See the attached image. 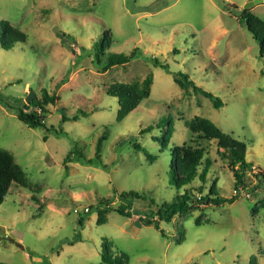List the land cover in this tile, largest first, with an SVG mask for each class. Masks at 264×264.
<instances>
[{
  "label": "rangeland",
  "instance_id": "obj_1",
  "mask_svg": "<svg viewBox=\"0 0 264 264\" xmlns=\"http://www.w3.org/2000/svg\"><path fill=\"white\" fill-rule=\"evenodd\" d=\"M230 2L236 7L224 0H0V20L27 35L0 47V148L29 182L11 184L0 201V262L104 264L107 251L127 254V264H264V183L252 190L264 167V55L240 22L246 0ZM251 12L264 22V4ZM97 49L136 54L102 72ZM179 72L223 105L186 94L173 81ZM148 74L149 98L117 121V99L106 87ZM30 92L41 102L43 92L58 98L44 102L43 126H27L2 102H25ZM195 116L245 144L253 165L245 182L253 184L235 191L215 141L202 140L210 161L204 192L215 180L220 196L236 197L166 222L158 207L184 189L172 184L171 147L198 145L185 126ZM162 117L173 127L165 148L156 127ZM147 126L153 129L140 133ZM201 184L187 186L193 198ZM128 191L137 197L120 196ZM105 207L113 210L98 224ZM138 213L153 214V223Z\"/></svg>",
  "mask_w": 264,
  "mask_h": 264
},
{
  "label": "trees",
  "instance_id": "obj_2",
  "mask_svg": "<svg viewBox=\"0 0 264 264\" xmlns=\"http://www.w3.org/2000/svg\"><path fill=\"white\" fill-rule=\"evenodd\" d=\"M240 22L244 23L248 31L252 33L254 38L258 41L260 55H264V22L259 19L256 15L251 12V9H241L240 13ZM110 31L106 30L105 40L110 42L109 39ZM27 40V35L21 29L12 26L7 20H0V47L2 49L8 50L15 43L25 42ZM135 52H131L128 55L125 54H115L108 53L104 55L100 49H97L94 54V62L99 67V70L102 72L107 71L110 67L114 65H124L128 63L132 58L135 57ZM173 81L181 89L184 90L186 94H195L203 95L206 97L212 104L214 108H219L223 105L222 101L215 97L212 93L203 90L201 87L196 85L189 77L184 73H177L173 75ZM152 84V75L148 74L142 80H137L133 82H121L116 81L111 83L106 87V94L113 96L117 99L118 109L116 114V120L121 121L128 113L133 111L143 100L149 98L150 96V87ZM44 102L53 103L56 96H47L45 92L42 93ZM4 106L8 109H13L16 112V117L22 123L30 127L43 126L46 118V108L45 103L35 99L29 103L23 101H15L16 104H10L8 101H2ZM42 115L38 112V110ZM185 126L188 131L191 133V141H197L198 145L191 144H182V145H173L171 147L172 151V160L170 163V174L172 176V184L177 188H184L183 192L177 194L176 197L170 202H163L156 211V215L160 219L171 222L172 217L175 215L183 216L189 213L192 210H204L208 205H220L225 202L231 203L236 195L231 196L230 198L222 197L216 191V181L208 187V190L204 192V183L207 181L210 161L205 159V147L202 146L201 141H215L217 154L224 160L229 170L232 172L234 177V188L235 191L238 189L249 188L253 183L247 184L245 182L246 173L251 171L253 165L246 161L245 144L231 137L228 134L223 133L212 121L207 118L195 116L187 121H185ZM156 127L161 128L162 132L159 136L161 141V147L165 148L167 143L170 142L173 133V127L171 120L168 117H162L156 124ZM153 129V126H147L140 130V133L150 132ZM136 149L142 150L143 153L151 158L147 154L146 150L140 146L134 145ZM254 178L257 182L253 184L252 190L254 191L261 183H264V167L262 170H258L254 174ZM195 179H198L201 184L196 190L197 195L193 198L192 190L193 187H187ZM11 184H16L23 188L29 187V182L26 178L24 170L18 165L13 155L5 150L0 148V201L3 199V196L8 192ZM135 192H121V197L134 196ZM137 197V195H136ZM202 205L203 207H199ZM110 210H113L110 207H105L99 209L98 217L96 222L102 224L106 222V214ZM114 211H117L123 215H129V212H125L120 208H115ZM142 222L145 224L153 223V214L146 215L145 217H140ZM196 219V222L199 223L201 216ZM82 220L80 219L78 223L80 224ZM157 225L156 222H154ZM101 260L104 264H127L129 256L125 253L119 255L111 256L109 252H102ZM0 264H6L0 262Z\"/></svg>",
  "mask_w": 264,
  "mask_h": 264
},
{
  "label": "water",
  "instance_id": "obj_3",
  "mask_svg": "<svg viewBox=\"0 0 264 264\" xmlns=\"http://www.w3.org/2000/svg\"><path fill=\"white\" fill-rule=\"evenodd\" d=\"M224 1L226 4L236 7V4L231 3L230 0ZM255 4H264V0H246L243 5V9H251ZM34 97L35 95L33 94V92H30L24 99L25 103H29L31 100H33Z\"/></svg>",
  "mask_w": 264,
  "mask_h": 264
}]
</instances>
